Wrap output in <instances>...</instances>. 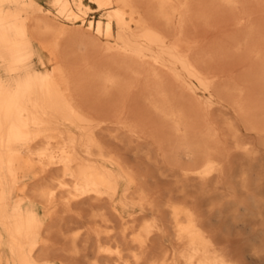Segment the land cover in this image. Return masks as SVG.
I'll return each instance as SVG.
<instances>
[{
  "label": "bare ground",
  "instance_id": "obj_1",
  "mask_svg": "<svg viewBox=\"0 0 264 264\" xmlns=\"http://www.w3.org/2000/svg\"><path fill=\"white\" fill-rule=\"evenodd\" d=\"M0 264H264V0H0Z\"/></svg>",
  "mask_w": 264,
  "mask_h": 264
},
{
  "label": "rangeland",
  "instance_id": "obj_2",
  "mask_svg": "<svg viewBox=\"0 0 264 264\" xmlns=\"http://www.w3.org/2000/svg\"><path fill=\"white\" fill-rule=\"evenodd\" d=\"M42 3H47V0H40ZM91 5H93L94 6V4L93 3H91ZM96 15V14H95ZM98 16H100V14H97V17ZM229 17H227V18H224L223 16H222V19L221 18H219L218 19V21H216L217 22V24L215 25V26H217V28L216 29H213V27H210V26H206V25H204L202 28L204 29V30H206V31H202V29H201V31H199L200 32V34L201 35H203V36H208V38L206 39L207 41H215V42H220V41H222L223 39H226L227 40V37H228V35H236L237 33H238V27L234 24V22H232V20L233 19H231V20H229V22L231 21V23H228L226 20L227 19H230V18H232L231 17V15H228ZM255 18H257V17H255ZM224 20L223 21V23H222V21L221 20ZM219 20H220V22H219ZM215 22V23H216ZM220 23V24H219ZM221 24H223V25H221ZM226 24V25H225ZM223 26H225L226 27V30H225V28L223 27ZM221 27V28H220ZM206 28V29H205ZM210 29V30H209ZM229 29V30H228ZM209 31H210V33L212 34H210L209 33ZM214 31H215V33H214ZM223 31V32H222ZM208 32V33H207ZM229 32H231V33H229ZM235 32V33H234ZM208 34H210V35H208ZM221 34V35H220ZM215 35V36H214ZM220 35V36H219ZM238 35V34H237ZM236 35V36H237ZM223 37V38H222ZM226 37V38H225ZM231 37H233V36H231ZM216 39V40H215ZM219 40V41H218Z\"/></svg>",
  "mask_w": 264,
  "mask_h": 264
}]
</instances>
